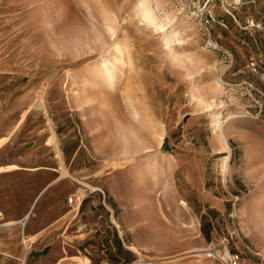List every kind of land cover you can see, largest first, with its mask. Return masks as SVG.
Wrapping results in <instances>:
<instances>
[{
	"label": "rangeland",
	"instance_id": "374dc122",
	"mask_svg": "<svg viewBox=\"0 0 264 264\" xmlns=\"http://www.w3.org/2000/svg\"><path fill=\"white\" fill-rule=\"evenodd\" d=\"M3 136L77 189L18 264H264V0H0Z\"/></svg>",
	"mask_w": 264,
	"mask_h": 264
},
{
	"label": "crops",
	"instance_id": "0c3cea01",
	"mask_svg": "<svg viewBox=\"0 0 264 264\" xmlns=\"http://www.w3.org/2000/svg\"><path fill=\"white\" fill-rule=\"evenodd\" d=\"M7 165H0V221L6 224L0 225V264H18L15 258L21 255L22 244L25 249L26 246L32 248L29 254L33 258L39 257L45 255L47 249L61 243L63 228L71 230L77 226V215L72 214L76 208L71 209L74 205L66 200L77 189L70 183L65 190L61 187L63 178L55 166L4 168ZM126 213L129 214V211L123 214ZM124 218L122 215V220ZM23 219L24 225L21 226L19 222ZM134 245L140 250H152L148 245L143 248L139 242ZM187 249L182 243L169 249L155 248L151 252L156 255L173 254ZM173 264L216 263L197 259Z\"/></svg>",
	"mask_w": 264,
	"mask_h": 264
},
{
	"label": "bare ground",
	"instance_id": "6f19581e",
	"mask_svg": "<svg viewBox=\"0 0 264 264\" xmlns=\"http://www.w3.org/2000/svg\"><path fill=\"white\" fill-rule=\"evenodd\" d=\"M144 14H145V18H147L149 21H151L152 19L151 18H153V16L151 15V13H150V10L149 9H145L144 10ZM149 17H151V18H149ZM104 21L106 22V24H107V26H109V20L106 18V17H104ZM119 54V53H118ZM119 63V62H118ZM116 65V64H115ZM119 66V65H118ZM115 69H116V67L113 65V67L112 68H109L108 66H105V71L108 73V80L110 81V85H111V87L113 86L112 85V82H113V73L115 72ZM115 74V73H114ZM6 136H3V137H0V144L3 142V141H5L6 140ZM4 168H8V169H12V168H19L17 165H15V164H9V165H7L6 167H4ZM1 169V168H0ZM160 181V180H159ZM21 222L22 223H24V219L23 220H21ZM117 227H118V230H119V233L122 235V229L120 228V226H119V224H117ZM128 247V246H127ZM129 248L130 249H132L134 252H136V253H138L139 255H140V251L138 250V247L136 246V245H134L133 243H130V245H129Z\"/></svg>",
	"mask_w": 264,
	"mask_h": 264
},
{
	"label": "built area",
	"instance_id": "2783aa9c",
	"mask_svg": "<svg viewBox=\"0 0 264 264\" xmlns=\"http://www.w3.org/2000/svg\"><path fill=\"white\" fill-rule=\"evenodd\" d=\"M68 202H72L71 199H68ZM215 252V248L212 249ZM218 255H222L223 256V264H240V258L237 254L231 253L229 250L223 252L222 254H218ZM209 256H215L212 254H209ZM132 262V261H131ZM132 264H135V262L133 261Z\"/></svg>",
	"mask_w": 264,
	"mask_h": 264
}]
</instances>
